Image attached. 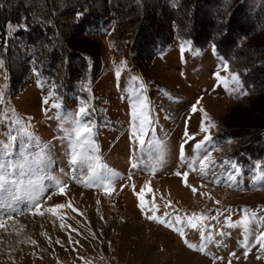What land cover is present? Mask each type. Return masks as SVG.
<instances>
[{"label": "rangeland", "instance_id": "obj_1", "mask_svg": "<svg viewBox=\"0 0 264 264\" xmlns=\"http://www.w3.org/2000/svg\"><path fill=\"white\" fill-rule=\"evenodd\" d=\"M88 41L97 54L96 77L81 96L63 103L55 99L53 87L39 81L33 72L21 86L9 88L4 62L0 68V88L5 94L0 108L7 105L25 117L35 137L31 149L20 148L11 161L0 152V164L23 166L11 169L14 175L9 179L16 184L7 185L0 193V264H264V249L255 243L264 233V171L235 172L218 161L236 149L234 143L227 144L220 138L230 131L225 128L248 120L256 107L249 101L263 100L264 93L247 98L240 83L233 85L231 79L225 88L216 73L230 76V70H223L226 63L212 50L201 52L176 39L162 54L139 60L135 59L139 45L117 40L111 24ZM132 77L143 83L145 112L152 121L145 127L143 144L134 134L138 121L133 115ZM198 98H202L198 108L206 110L207 118L202 111H190ZM85 101L89 119L95 124V151L84 152L99 158L103 167L97 172L101 178L106 172L116 173L108 177L115 181L110 195L103 187L81 183V178L88 180L85 172L94 161L77 165L84 172L71 171L64 132L70 125L57 119L58 115L71 114ZM202 121L205 126L216 125L209 127L211 140L201 153H210L215 164L202 178L195 162L197 170L189 171L188 177V184L197 189L193 194L175 172L188 170L187 163L179 160L180 145L185 144L187 159L195 155L194 144L206 135L199 131ZM185 131L195 140L185 143ZM232 132L237 136L243 131ZM40 145L46 150L43 154ZM215 178L218 183L212 182ZM57 183L66 185L65 194L59 193ZM145 183L153 190L146 201L152 202L155 197V215L186 218L196 213L208 217L203 231L213 240L203 242L204 251L188 248L179 233L144 217L132 186L138 192ZM37 201L42 204L43 215L34 214L31 206ZM69 202L79 212L66 207L60 210L63 220L47 211ZM245 210L249 217L255 213L246 225L250 246L247 256L242 247ZM179 226L190 243L198 247L202 244L200 229H191L186 223ZM233 252L235 256L230 255Z\"/></svg>", "mask_w": 264, "mask_h": 264}, {"label": "trees", "instance_id": "obj_2", "mask_svg": "<svg viewBox=\"0 0 264 264\" xmlns=\"http://www.w3.org/2000/svg\"><path fill=\"white\" fill-rule=\"evenodd\" d=\"M110 24L117 40L139 45L137 60L162 54L176 39L214 51L239 74L247 98L264 93V0H0V60L9 88L33 72L55 86L57 102L81 96L97 71L88 40ZM249 103H256L249 119L229 124L220 137L236 149L218 161L223 168H232L225 161L236 164L235 172L264 171V99Z\"/></svg>", "mask_w": 264, "mask_h": 264}, {"label": "snow or ice", "instance_id": "obj_3", "mask_svg": "<svg viewBox=\"0 0 264 264\" xmlns=\"http://www.w3.org/2000/svg\"><path fill=\"white\" fill-rule=\"evenodd\" d=\"M23 27V25L21 26ZM124 64L125 62H121ZM3 67V61L0 60V68ZM223 70L225 72L229 71L228 65H223ZM116 75H120V70L118 69ZM216 78L222 84H224L225 88H228V81L231 79L233 85H239V74L237 73H230V76L221 77L219 73H216ZM130 84L132 86V107H133V115L136 117L138 121L137 131L134 133L141 137L140 143L143 144L144 140L142 137L146 134L145 127L151 125L150 114L145 112V107L147 104L146 99L143 97V83L138 82L137 77H132ZM138 85V86H137ZM53 87H55L53 85ZM235 91V88L231 89ZM4 91L0 88V104H4ZM198 98L197 102L191 105L190 111L191 113L195 114L198 111H202L204 113V117H208V113L206 110L198 108V104L200 102ZM47 103V101H45ZM54 107H60L58 104H54ZM89 111V104L85 102H81L78 108L72 112L71 114H67L64 116H57V119L64 120L67 122L70 127L64 129L65 132V139L68 140V147H69V155H70V164L73 166L71 171L75 173L76 171L84 172V169H77V165L81 164L84 160H92L94 163L88 164V170L85 172L89 178L88 180H83L81 178V183H83L86 187H103L104 192L106 195H110L112 191H114V179H110L108 177H115L116 173H105V177L101 178L97 172L98 168L103 167V165L99 162V158L96 156L88 157L84 152L85 149H91L93 152L95 151V124L89 119L90 117ZM190 119V117H189ZM31 125L30 122L27 121L25 117L19 116L16 114L15 109L8 107L5 105L3 108H0V152L3 153L4 157H6L9 161L12 160L13 156L15 155L16 151L20 148L25 149L26 151L31 149L32 145L35 143V137L29 131ZM209 127H216L214 124H210L209 126H205L204 122H201L199 131L205 133L203 140L196 142L193 146V152L195 155L191 159H187L185 156V144L180 145V152H179V160L181 164L187 163V169L183 172L176 171L175 175L178 177L183 178L185 186L191 187V191L193 194L197 192L195 187H192L188 184V177L189 171H196L197 168L195 166V162L198 161V171L200 172L202 178H206L209 173L212 171V166L215 164V161L211 159V154H201L204 150L205 143L211 140V136L207 135L209 132ZM184 136L186 138L185 143L187 140H195V136H189L188 132L185 131ZM41 148V153L43 154L46 150L43 149V146H39ZM24 157H21L23 159ZM224 163H229L232 168H236V164L231 163L230 161H225ZM22 165H17L14 162H9L7 165L0 164V193H3L6 190V186L9 184L15 185L16 181L9 179L14 175L11 171L13 168L22 169ZM136 167V165H133ZM22 174V172H21ZM213 176L215 174L213 173ZM95 177V179H93ZM75 178V176L73 177ZM213 183H218V178H215ZM203 186V185H202ZM58 191L60 194H65L66 185H62L61 183H57ZM133 191L137 197L138 201V208L144 217L150 222H156L160 225L166 226L169 229H172L174 232L179 233V235L184 238L183 243L190 249L196 251H204L203 242L205 241H212L213 237L211 235H205L203 229L206 227L204 221L208 219V217L204 214H196L193 213L191 216L188 217H181L180 215L172 216L171 218H162L154 213L158 210L155 206V197H153L152 202L146 201V196L151 193L153 190L149 183H145L144 186L140 189V191H135V185L133 184ZM204 195V194H202ZM170 203V202H169ZM218 203V202H217ZM35 209L34 214L43 215L40 211L42 204L37 201L33 203L31 206ZM72 208L74 212H79L78 209L74 208L71 202L66 204H57L55 206L49 207L47 211L51 213L53 216H60V210L65 208ZM31 210V208H30ZM153 213V214H149ZM245 216L247 217L242 223L245 225L244 229V238L242 241V247L245 248L244 255H248L249 249V241H248V228L247 224L249 223V219L255 217V213L251 214L249 217V213L245 210ZM63 220L64 217L60 216ZM215 219V217H212ZM264 219V218H261ZM186 223L187 226L191 229H200L199 236L202 244L198 247L196 244L190 243L185 238V231L182 225ZM3 225H0L2 227ZM63 227V225H61ZM223 235V233H221ZM71 242V237L69 238ZM59 243V241H57ZM256 244H259L261 249H264V233H261L256 237L255 240ZM230 255L235 256L236 254L230 253ZM231 264V262H229Z\"/></svg>", "mask_w": 264, "mask_h": 264}, {"label": "bare ground", "instance_id": "obj_4", "mask_svg": "<svg viewBox=\"0 0 264 264\" xmlns=\"http://www.w3.org/2000/svg\"><path fill=\"white\" fill-rule=\"evenodd\" d=\"M135 225V224H134ZM140 227V226H139ZM127 228V227H126ZM139 229V228H138ZM135 234V233H134Z\"/></svg>", "mask_w": 264, "mask_h": 264}]
</instances>
